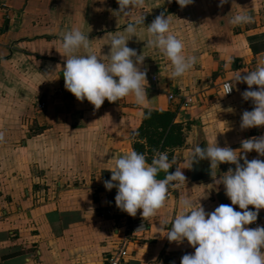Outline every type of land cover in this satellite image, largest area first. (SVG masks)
<instances>
[{
  "label": "crops",
  "instance_id": "0c3cea01",
  "mask_svg": "<svg viewBox=\"0 0 264 264\" xmlns=\"http://www.w3.org/2000/svg\"><path fill=\"white\" fill-rule=\"evenodd\" d=\"M118 9L117 0H0V264H25L28 258L32 264H105L127 213L115 204L116 188L107 190L103 182L111 177V158L135 150L136 143L143 145L148 162L154 151H167L175 158L171 172L185 166L201 140L235 149L242 139L264 134V126L240 128L242 112L254 105L241 96L248 85L234 82L264 56V0H227L222 6L219 0H193L183 8L176 0H145L129 16ZM237 12L252 21L232 25ZM161 13L170 19V32L183 40L185 54L196 58L181 77L169 78L170 62L146 43L147 25ZM141 14L144 24L128 37L126 24ZM74 26L88 35L97 55L108 54L110 38L123 34L127 46L145 56L139 65L147 79L143 105L128 95L116 102L105 99L96 109L65 89L61 36ZM225 80L233 82L231 95L223 92ZM170 92L177 93L173 100ZM41 101L47 102L44 109L38 107ZM154 111L174 114L172 123L182 126L180 144L153 147L150 138L139 135ZM168 135L169 140L172 132ZM246 155L264 160L254 150ZM229 167L235 165L213 169L216 178ZM182 171L185 183L169 187L164 206L146 218L148 231L131 240L122 264H180L182 255L194 252L186 238L177 243L164 236L184 211L181 197L200 202L206 212L231 204L212 176L192 182L190 168ZM108 209L113 215L104 213ZM162 220L169 224L161 227ZM258 224L264 226V209L247 227Z\"/></svg>",
  "mask_w": 264,
  "mask_h": 264
},
{
  "label": "clouds",
  "instance_id": "9594fccd",
  "mask_svg": "<svg viewBox=\"0 0 264 264\" xmlns=\"http://www.w3.org/2000/svg\"><path fill=\"white\" fill-rule=\"evenodd\" d=\"M145 0H117V12L129 16L134 8H142ZM181 7L193 3V0H176ZM227 0H219V5ZM143 14L130 18L124 28L128 37L135 36L137 26L144 24ZM252 17L244 12L234 14L230 23L238 26L250 23ZM150 47L158 49L170 62L172 71L169 78L181 77L195 62V57L185 54L182 39L170 32V19L163 13L157 15L147 25ZM89 37L79 27H72L61 36L62 52L65 58L62 66L64 87L78 100L89 101L98 109L107 99L116 102L128 95L134 97L135 103L143 105L147 98L146 70H141L144 55L137 54L136 49L127 46L123 34L110 38V50L106 55H97L90 49ZM80 49L84 54H77ZM227 67V64L225 65ZM245 82L249 87L241 96L251 100V110H244L240 118V128L264 126V56H258L256 67L236 74L234 82ZM255 85L257 87L253 88ZM226 93L232 90L225 85ZM3 133H0V140ZM255 151L264 157V134L242 139L239 148L210 145H194L190 160L185 166L175 167V158L169 159L167 151H154L148 162L145 154L130 150L118 157H112L110 179L104 180L107 190L116 188L114 197L116 206L131 216L140 211L143 218L155 216L164 206L169 187H179L186 181L182 169L192 167L197 159L210 161L211 175L216 185L224 186L225 195L231 204H220L210 212L203 206L196 205L188 197H181L178 206L184 211L170 222L164 236L170 242L180 243L186 240L194 247V252L185 253L180 264H264V226L247 227L257 220L259 211L264 209V160H249L247 153ZM241 161H243L241 163ZM221 163L235 165L229 167L218 178L213 169ZM164 172L163 178H157ZM175 182V183H173ZM233 205H238L236 210ZM249 205L253 206L249 208ZM242 210V211H241ZM169 224L162 220L160 226ZM25 264H32L30 258Z\"/></svg>",
  "mask_w": 264,
  "mask_h": 264
},
{
  "label": "built area",
  "instance_id": "2783aa9c",
  "mask_svg": "<svg viewBox=\"0 0 264 264\" xmlns=\"http://www.w3.org/2000/svg\"><path fill=\"white\" fill-rule=\"evenodd\" d=\"M153 80L155 81L156 77H153ZM226 84H229L232 87V90L227 94H225L227 91V89L225 88ZM252 87L255 88L257 86L253 85ZM222 89L225 95H231L233 94L235 88L231 80H225L222 84ZM176 95H177L176 92H170L168 93V98L170 100H173L176 97ZM184 100L186 102H191V98L189 97H185ZM46 106H47L46 101H41L38 104L39 109H44ZM104 213L113 215L112 211L109 209L106 210ZM124 222L125 223L122 229V236L118 241L116 249L106 255L105 264H122L125 258L130 254L128 250V245L131 242V240L137 236L142 235L149 229L147 219L143 218L142 216L137 217L127 214L125 216Z\"/></svg>",
  "mask_w": 264,
  "mask_h": 264
},
{
  "label": "trees",
  "instance_id": "16d2710c",
  "mask_svg": "<svg viewBox=\"0 0 264 264\" xmlns=\"http://www.w3.org/2000/svg\"><path fill=\"white\" fill-rule=\"evenodd\" d=\"M173 118V113H168L165 111L149 112V115L144 120V124L139 128V135L141 137L147 136L150 138L151 145L153 147H158L161 145L163 146L164 144H180L183 138L182 126L180 124H173ZM168 128L169 133L172 132L171 139L168 140V133L164 139V142L161 143V140H163L161 138L166 135ZM157 134H159L158 139L152 140V138ZM135 150L139 153H143V145L136 143Z\"/></svg>",
  "mask_w": 264,
  "mask_h": 264
},
{
  "label": "water",
  "instance_id": "95a60500",
  "mask_svg": "<svg viewBox=\"0 0 264 264\" xmlns=\"http://www.w3.org/2000/svg\"><path fill=\"white\" fill-rule=\"evenodd\" d=\"M199 145L203 148L206 147L207 142L201 140ZM211 167L210 161L208 159H197L190 167V181L196 182L201 179H206L211 177Z\"/></svg>",
  "mask_w": 264,
  "mask_h": 264
}]
</instances>
